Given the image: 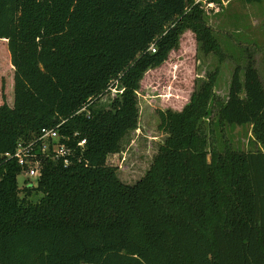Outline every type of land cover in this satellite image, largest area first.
I'll return each instance as SVG.
<instances>
[{"label":"trees","instance_id":"1","mask_svg":"<svg viewBox=\"0 0 264 264\" xmlns=\"http://www.w3.org/2000/svg\"><path fill=\"white\" fill-rule=\"evenodd\" d=\"M188 30L215 48L200 0H0V264H264V78L252 59L226 98L211 72L181 109H157L166 137L149 167L132 184L117 175L141 80ZM58 124L85 139L83 161L45 160L20 187L5 152ZM216 124L219 135L252 125L259 147H219Z\"/></svg>","mask_w":264,"mask_h":264},{"label":"rangeland","instance_id":"2","mask_svg":"<svg viewBox=\"0 0 264 264\" xmlns=\"http://www.w3.org/2000/svg\"><path fill=\"white\" fill-rule=\"evenodd\" d=\"M200 1L205 9V22L213 30L215 48L209 51L202 49L194 34L185 31L179 48L171 51L162 65L144 74L137 93L138 128L130 131L122 141L123 161L117 175L124 183L132 184L145 173L158 145L166 137L158 128L157 109H181L195 88V82L199 86L211 72L216 75L214 92L222 99L226 98L233 70L239 66L242 76L247 59L255 61L264 78V0ZM2 52L1 46L0 54ZM9 96L13 97L11 87ZM214 128L219 147L224 139L238 150L259 147L250 124L224 125L221 135L220 126L216 124ZM26 178L22 172L17 176L20 187ZM31 179L35 183V179Z\"/></svg>","mask_w":264,"mask_h":264},{"label":"built area","instance_id":"3","mask_svg":"<svg viewBox=\"0 0 264 264\" xmlns=\"http://www.w3.org/2000/svg\"><path fill=\"white\" fill-rule=\"evenodd\" d=\"M151 50H155L153 46ZM111 90L112 92L117 91L115 87ZM88 105L89 103L84 105L78 113L86 111L89 114ZM61 124L41 128L33 138L19 140L15 150L5 152L4 156L15 160L22 167V173L27 178L35 180L41 176L45 160H58L65 167L82 162L85 155V139L82 138L75 142L78 132L72 135L61 134L59 131Z\"/></svg>","mask_w":264,"mask_h":264}]
</instances>
